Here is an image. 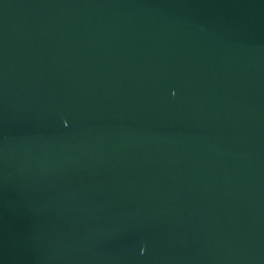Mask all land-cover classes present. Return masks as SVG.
Masks as SVG:
<instances>
[{"label": "water", "instance_id": "obj_1", "mask_svg": "<svg viewBox=\"0 0 264 264\" xmlns=\"http://www.w3.org/2000/svg\"><path fill=\"white\" fill-rule=\"evenodd\" d=\"M0 264H264V0H0Z\"/></svg>", "mask_w": 264, "mask_h": 264}]
</instances>
